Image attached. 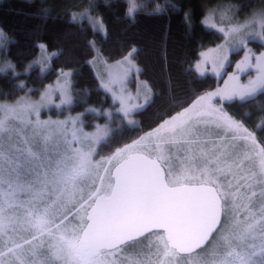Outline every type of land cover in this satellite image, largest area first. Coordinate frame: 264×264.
<instances>
[{
	"label": "snow or ice",
	"instance_id": "1",
	"mask_svg": "<svg viewBox=\"0 0 264 264\" xmlns=\"http://www.w3.org/2000/svg\"><path fill=\"white\" fill-rule=\"evenodd\" d=\"M136 9L130 0L128 16ZM91 10L89 0L72 21L87 20L107 35ZM233 15L232 6L208 10L204 23L224 43L202 52L195 65L201 76L211 71L222 79L230 52L242 50L223 86L196 95L187 107L178 103L175 115L108 156L96 159L112 137L107 123L87 132L84 112L40 118L43 108H68L78 98L71 72L61 71L38 102L25 96L0 104V264H264V136L225 110L264 94V52L248 47L264 42V6L243 23ZM39 48L33 63L43 71L58 53ZM136 52L131 48L114 65L104 61L98 73L114 107L85 112L109 121L121 113V123H136L133 113L152 102L146 81L143 103L139 89L135 98L127 91L129 77L138 80L142 71Z\"/></svg>",
	"mask_w": 264,
	"mask_h": 264
},
{
	"label": "trees",
	"instance_id": "2",
	"mask_svg": "<svg viewBox=\"0 0 264 264\" xmlns=\"http://www.w3.org/2000/svg\"><path fill=\"white\" fill-rule=\"evenodd\" d=\"M136 1L139 8L130 17L127 14L130 0H92L91 12L103 20L105 35L95 32L87 20L72 21V14L88 7L89 0H0V28L4 34L1 49L8 59L19 67L27 65L41 53V44L58 53L52 57L46 74L38 67L23 74L28 84L37 88L53 80L59 69H73L74 95L78 102L84 98L95 105L109 104L111 99L98 85L90 59L104 55L113 61L131 48L137 49L141 77L152 90V102L134 113L136 124H126L115 131L110 143L99 147L100 154L109 155L116 147L130 143L168 114L181 110L178 103L186 107L196 95L212 91L218 83L216 76H201L193 67L202 49L219 40L214 30L200 22L206 6L217 0ZM228 1L243 11L264 6V0ZM185 14L191 15V21ZM90 42H95V48ZM18 78L0 69L1 97L11 100L22 93L24 88L20 87ZM226 106L237 116L256 123L264 116V94ZM257 133L263 136L262 130Z\"/></svg>",
	"mask_w": 264,
	"mask_h": 264
},
{
	"label": "rangeland",
	"instance_id": "3",
	"mask_svg": "<svg viewBox=\"0 0 264 264\" xmlns=\"http://www.w3.org/2000/svg\"><path fill=\"white\" fill-rule=\"evenodd\" d=\"M135 3L137 5V9H138L139 8V3L136 0H135ZM230 6L234 7L233 20L234 21H239L241 23H243L245 21V19L252 13V11L254 9H258V7H257V8H254V9L250 10V11H243L238 6H235L232 2H230L228 0H217L216 2H214L212 4H209L208 6H206L205 13L202 16L200 22L207 29L214 30L219 35V40L216 41V43L211 44V45H208L205 48H203L202 51H201V53L202 52H205L206 53L209 49H215L218 45H221V44L224 43V39H223L222 33H220L216 28H212V27H210V26H208V25H206L204 23V19H205V16H206L208 10L209 9H213V8H221V9L222 8H228ZM83 10L84 9H82L79 12H82ZM91 14L93 16L100 17L99 15L94 14L93 12H91ZM187 19H188V21H191V15L190 14L187 15ZM219 19H220L219 18V15H217L216 20H217L218 23H219ZM0 32L3 33V30L1 28H0ZM3 37H4V35H3ZM3 37H0V69L3 72L10 71L13 74L18 75L19 76L18 83H19L20 87H23L24 88V90L22 91V93L20 95L14 97L11 100L5 99V98L1 97V95H0V104H5V103H7V104H14L21 97H25V96L29 97L33 102H38L40 100V98H41V95L49 88V86H53L54 87L56 85L58 76H59V74H60L61 71H66V72H71L72 73L71 79H72V86H73V89H74L75 77H74V70L73 69H59L58 75L53 80H51L50 82L45 83L42 87L37 88V87H35L33 85L28 84L27 78H26V76H23V74L24 73H26V74L29 73L30 70L32 68H34V67H38L39 70L41 71V66L39 64L33 63L35 60H37V58L41 55V53L37 57H35V59L33 61H31L29 64L26 65V63H25V64L22 65V67H19L17 65V63H13L10 59H8L6 57V55H5V51L1 49L3 47V45H2ZM248 47L250 49H252V51L254 53H256L257 55H259L261 52H264V42H262L260 40L250 41L249 44H248ZM47 52L49 54H51L53 52L57 53L54 50L53 51H50L48 49H47ZM201 53H200L199 58L196 60V62L194 63V66H193L194 69L198 73H199V70L195 67V65H196L197 61H200L202 59ZM243 55H244V52L242 50L241 51H233V52H230V54H229V61H230V63L225 65V68L222 71V76H223L222 79L221 78H218L211 71L205 72L204 75L211 74V75L216 76L217 79H218V83H217L216 87L213 90H215L218 85L219 86H223V80L228 78L227 77V73H232V72L235 71L236 63L241 60V58L243 57ZM52 57H51V59H52ZM95 57H97V59H96V61H94L93 64L95 66L96 74L98 76V73H102L104 71L103 62L105 60L102 59L101 57H99V55H96ZM122 57H120L117 60H113V61L111 60V61L108 62V64L114 65L115 62L121 60ZM92 60H93V58L90 59V61H92ZM8 63H10L13 67L12 68L7 67L6 65ZM29 65H31V67H29ZM50 67H51V60H50V62L48 64V66L46 68H44V70L41 71V73L46 74L48 72V70L50 69ZM206 67L210 68V64L209 65H206ZM251 75H255V73L252 72ZM139 77H140V75H139ZM247 80H248V75L247 74H241V83H246ZM141 82H144V81L140 80V78H138V80H137V77L135 75H132V76L129 77L126 87H127V91L133 96V98H135L137 96L138 89H139V95L141 97V99H140L139 102L140 103H143L142 96H143V93L145 91V88H144L143 83H141ZM147 85H148V83H147ZM148 87H150V86L148 85ZM73 95H74V92H73ZM108 95H109V98L111 99L109 104L95 105V104L88 103L87 101H85L84 98H82L80 102H78L76 99H74V103L70 107H68V108H65L64 106H62L60 109H57V108H55L54 105L53 106L46 107V108H43L41 110V116H40V118L42 120H47V119L57 120V119H64L68 115L75 116L77 113L84 112L85 113V116H84V120H85V126H84L85 127V131H87V132H93L95 130L96 125H104V124L107 123L109 125V127H111L113 129V133H114L115 131L121 129L123 126H125L127 124L126 121L123 122V123H121V120L118 119V117H122V114L121 113H113V119L111 121H109L106 116H102V115L101 116H96L95 113L85 112V109H88V108L109 109L110 107H114L113 101H112V98H111V95L110 94H108ZM74 97H75V95H74ZM53 100H54L55 104H59L60 103L58 93H56V94L53 95ZM225 110L228 111L229 114L232 115L234 118L243 121L245 123V126L248 127L249 129L255 128L256 129V132H259V130H262L263 131V136H264V123H262V119H264V116H261V118H259L256 121V123H250L247 119H245L243 117L237 116L228 106H225ZM134 113H133V119L137 123L138 122V119L134 115ZM173 115H175V113ZM2 116H3V113L0 112V117H2ZM155 127H153V128H155ZM153 128L145 131L140 136L144 135L145 133H147L148 131L152 130ZM113 133H112V135H113ZM257 135H258V133H257ZM98 152H99V148H98ZM100 156H108V155L100 154L99 153V155L96 157V159H99ZM144 243H146V242H143L141 244L135 245L134 248H128V249H126L124 255H128L131 252H134L136 250H139L140 248H142L144 246ZM180 264H185V260H180Z\"/></svg>",
	"mask_w": 264,
	"mask_h": 264
},
{
	"label": "crops",
	"instance_id": "4",
	"mask_svg": "<svg viewBox=\"0 0 264 264\" xmlns=\"http://www.w3.org/2000/svg\"><path fill=\"white\" fill-rule=\"evenodd\" d=\"M99 57H101L102 59H104L105 61H107V62H109V61H111L110 59H108V58H106L104 55H99ZM135 59H136V63H137V65L139 66V64H138V62H137V58H136V54H135ZM94 65V64H93ZM95 67V66H94ZM140 67V66H139ZM141 69V68H140ZM140 80H142V81H144L145 82V80L141 77V74H140Z\"/></svg>",
	"mask_w": 264,
	"mask_h": 264
}]
</instances>
